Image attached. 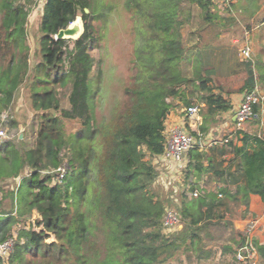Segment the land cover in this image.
Instances as JSON below:
<instances>
[{
	"label": "trees",
	"instance_id": "trees-1",
	"mask_svg": "<svg viewBox=\"0 0 264 264\" xmlns=\"http://www.w3.org/2000/svg\"><path fill=\"white\" fill-rule=\"evenodd\" d=\"M35 5L34 0H0V115L29 74L26 21ZM212 5V0H125L138 39L124 88L127 100L114 107L110 118L99 120L102 74L99 69L91 75V51L100 39L95 22L106 13L95 0H44L38 22L41 57L32 68L29 97L40 112L37 135L24 151L8 140L0 142V181L19 178L9 198L19 215H38L34 227L19 229L13 238L9 264H163L182 246L208 258L213 251L203 243L202 229L221 223L232 205L246 216L251 194L264 203V130H237L235 139L218 147L189 149L185 182L192 175H208L220 185L202 191L197 180L190 181V192L199 194L183 195L176 208L182 230L163 233L166 205L151 188L157 175L152 159L164 151V122L174 100L185 107L194 100L203 104L198 133L192 131L201 141L231 109L200 52L189 57L182 42L181 28L194 7L206 25L201 40L217 36L214 28L227 18ZM231 6L244 14L247 31L260 13L258 23L264 24V0H235ZM78 17L82 32L77 38L56 37ZM187 62L193 63L190 75L183 69ZM244 62L242 92L264 83V62ZM66 86L68 105L62 106L57 87ZM253 110L252 121L264 127V102ZM62 120L78 121L79 129L67 135ZM0 216L1 243L12 238L8 233L16 220L11 211ZM245 243L264 264V243L244 235L238 248Z\"/></svg>",
	"mask_w": 264,
	"mask_h": 264
},
{
	"label": "rangeland",
	"instance_id": "rangeland-1",
	"mask_svg": "<svg viewBox=\"0 0 264 264\" xmlns=\"http://www.w3.org/2000/svg\"><path fill=\"white\" fill-rule=\"evenodd\" d=\"M36 5L27 17L26 21V44L27 63H29V74L24 82L15 92L14 99L8 109L0 115V125L5 128L8 141L19 151L29 149L34 144L38 126L40 122V112H35L30 103V80L33 75L32 68L40 60L39 52V31L38 22L44 0H34ZM235 0H212V9L219 15L227 18L214 30L218 32L217 36L204 35L201 40L200 32L206 28L202 22L199 10L193 8V16L189 23L181 28L182 42L187 52L190 54L200 52L205 64L210 67L212 72V83L216 91H221L224 95L242 93L243 81L245 75V59L239 53V46L245 43L248 38L252 49L253 60L264 62V24L259 25L260 13L257 20L254 21L251 30L247 31L246 25L242 18L244 15L241 11L231 6ZM98 9L106 13L103 20L96 21L99 41L91 51L95 59V67L91 75L95 77L100 69L102 74L101 100L97 108V116L99 120L102 118H110L114 107L118 104L126 102L127 97L124 88L128 84L130 77V60L133 56V47L135 44L133 20L128 9L125 6V0H95ZM78 24L80 31L82 23L78 17L72 24ZM213 32V31H211ZM138 41V39H136ZM205 44L204 46H201ZM201 46V48H199ZM263 64V63H259ZM193 63H183V69L186 74L190 75ZM256 88L259 93L264 96V83L258 81ZM61 105L67 106V94L69 87H57ZM102 95V96H101ZM177 101L178 100H174ZM197 106V113L186 120L182 124L186 131L192 134V131L198 133V126L201 118L202 103L194 100ZM184 107V105H182ZM53 114V112H49ZM185 117V115H184ZM198 117L196 125L192 120ZM216 121L212 127L215 128L219 121ZM65 133L71 134L79 129V123L75 120H62ZM192 122V126L189 123ZM253 134H263L264 127L255 121L249 120ZM194 136V135H193ZM195 137V136H194ZM202 137L201 148L206 149L213 146H220L225 143V139H233L228 130H223L220 135H213L207 138ZM149 158V157H147ZM150 159V158H149ZM151 160V159H150ZM161 160V159H160ZM152 163L154 160L152 159ZM226 164V163H225ZM157 175L152 182V190L166 205V208L175 209L181 204L183 195L186 197L192 193L189 190V183L194 179L196 185L202 191L216 190L219 182L215 181L208 175H202L196 179L193 175L189 181L185 182V170L175 171L172 165L167 161L161 160L155 164ZM56 181V180H55ZM19 178L5 179L0 181V215L10 213L16 222L11 226L8 237H16L21 228L34 227L38 215L33 213H23L19 215V207L13 205L9 198V191L17 187ZM189 198V197H188ZM250 206V203H249ZM230 215L224 216L218 225H209L200 231L203 243L207 248H211L213 253L208 258L198 257L197 253L187 251L182 246L175 255L165 261L163 264H261L262 260L258 258L256 252L250 254V258L245 261L238 260L235 256L241 238L246 235L249 239L253 238L259 242H264V208L263 205L253 204L252 211L254 215L248 213L242 217L239 207L232 205L230 207ZM251 212V211H250ZM1 217V216H0ZM230 222L231 225L226 224ZM184 222L177 229L172 231L163 230L165 235L178 232L183 229ZM228 246L232 247L231 251ZM225 247V248H224ZM3 264H9L7 257L3 260Z\"/></svg>",
	"mask_w": 264,
	"mask_h": 264
},
{
	"label": "built area",
	"instance_id": "built-area-1",
	"mask_svg": "<svg viewBox=\"0 0 264 264\" xmlns=\"http://www.w3.org/2000/svg\"><path fill=\"white\" fill-rule=\"evenodd\" d=\"M239 53L243 59H251L252 58V49L249 44L248 39H246L245 43L241 45L239 48ZM264 102V96H262L256 86L251 91H245L242 94L241 100L235 109L234 112V122L236 130H242L244 124L252 120L255 116L253 106L255 104H262ZM197 106L192 104L185 108L184 115L187 118H191L197 113ZM4 117L5 115L2 114ZM262 121V120H261ZM165 133V145L164 151L159 156L160 159L167 161L170 165L173 166L175 171H183L187 164V152L189 149L195 147L196 145L201 146L202 141L197 140L192 134L188 133L183 124L170 126L168 129L164 130ZM8 137L6 135V130L4 127L0 125V142L7 140ZM227 139H225V142ZM58 175L57 180L60 179L64 175L65 167H59L57 169ZM199 193L197 191H193L188 196L196 197ZM182 224V219L180 214L171 208H166L165 215L163 218V229L167 231H172L173 229H177ZM14 239L9 238L0 243V258L5 259L8 257L10 252L13 250ZM252 251L248 246V243H245L243 246L239 247L236 250V258L238 260L245 261L250 258V254Z\"/></svg>",
	"mask_w": 264,
	"mask_h": 264
},
{
	"label": "crops",
	"instance_id": "crops-1",
	"mask_svg": "<svg viewBox=\"0 0 264 264\" xmlns=\"http://www.w3.org/2000/svg\"><path fill=\"white\" fill-rule=\"evenodd\" d=\"M248 39V38H247ZM240 48V46H239ZM238 48V50H239ZM196 53H190L189 57H193ZM242 93L240 94H230V95H224L225 98H227L230 103H231V109L228 110L227 112H224L222 115H221V121H219V124L215 127V128H212L207 134H206V137H209V136H213V135H220L221 132H223V130H228V132H230V136H233V139H235V132L237 131L236 130V127H235V122H234V112H235V109L237 108L240 100H241V97H242ZM173 107L169 110L166 118H165V129H168L170 126H173V125H180L182 124L183 120L185 119L186 120V117H184V110H185V106L182 107V105L177 102V101H173ZM188 119H191V118H188ZM199 118L196 117L192 120V122H194V127L196 125V120H198ZM192 122L189 123L190 126H192ZM200 122H201V118H200ZM200 122L198 121V123L200 124ZM261 124H264V119L262 118V121H261ZM243 131L245 132H248V133H253V131L251 130V126H250V122L247 121L243 128H242ZM154 160V163L156 164L157 162H161L160 160V157H155L153 158ZM262 204L263 205V208H264V203L261 201L260 197L256 194H251L250 195V206H249V210L251 211L250 213L252 215H254L253 211H252V205L253 204ZM262 243V242H260ZM264 243V242H263Z\"/></svg>",
	"mask_w": 264,
	"mask_h": 264
},
{
	"label": "water",
	"instance_id": "water-1",
	"mask_svg": "<svg viewBox=\"0 0 264 264\" xmlns=\"http://www.w3.org/2000/svg\"><path fill=\"white\" fill-rule=\"evenodd\" d=\"M85 11H87V9H85ZM80 31V27L78 24H70L66 29H62L58 32L57 34V38H77L81 32Z\"/></svg>",
	"mask_w": 264,
	"mask_h": 264
}]
</instances>
